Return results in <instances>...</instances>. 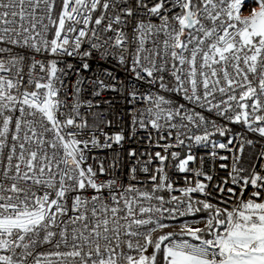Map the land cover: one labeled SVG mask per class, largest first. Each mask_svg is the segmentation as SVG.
Segmentation results:
<instances>
[{
  "label": "snow or ice",
  "instance_id": "snow-or-ice-1",
  "mask_svg": "<svg viewBox=\"0 0 264 264\" xmlns=\"http://www.w3.org/2000/svg\"><path fill=\"white\" fill-rule=\"evenodd\" d=\"M254 3L244 16L246 0H60L53 18L57 0H0V45L27 47L51 57L33 56L25 72V57L0 47V54H8L0 57V264H157L158 256L162 264H264V171L241 167L234 155L229 176L235 187H223L228 180L215 185L227 195L223 206L193 199V193L210 195L205 181L213 179L188 167L196 160L193 154L179 162L178 170L192 172L194 185L185 177L189 186L167 200L157 193L176 189L164 170L168 156L159 151L154 153L159 166L148 176L150 190L143 184L125 185L116 176L100 180L107 169L103 162L98 169L87 164L86 150L121 146L125 137L104 133L95 123L98 115L89 125L78 99L82 79L75 81L76 102L67 106L61 99L62 77L71 75L73 66L59 67V58L71 57L87 70V61L107 59L114 55L112 49L120 50L124 64L122 53L134 43L131 70L137 79L144 73L158 80L163 91L181 94L189 103L242 122L264 137V0ZM130 23L131 38L125 31ZM50 28L54 31L48 38ZM106 32L113 35L102 36ZM165 74L173 79L172 87L164 82ZM93 84L97 96L99 89L117 90L115 83L102 79ZM129 94L138 96L135 91ZM144 99L149 106L134 119L140 128L150 126L158 133L191 131L189 125L203 128L200 134L179 132L175 144L157 143L165 152L186 139L213 149L227 147L210 140L227 129L206 121L195 109L185 112L184 105L173 106L159 94ZM177 118L180 122L172 123ZM90 127L100 131L103 142L96 131L78 138ZM171 136L168 131L159 139ZM238 151L242 154L243 147ZM115 155L108 165L113 171L119 164L118 150ZM129 155L135 157L136 152ZM170 155L178 158L176 152ZM210 155L217 157L215 151ZM151 162L142 166L144 173H149ZM135 172L133 167L134 180ZM200 211L208 213L203 228L181 224L179 232L153 239L155 232L174 227L162 221Z\"/></svg>",
  "mask_w": 264,
  "mask_h": 264
},
{
  "label": "built area",
  "instance_id": "built-area-1",
  "mask_svg": "<svg viewBox=\"0 0 264 264\" xmlns=\"http://www.w3.org/2000/svg\"><path fill=\"white\" fill-rule=\"evenodd\" d=\"M256 7L254 0H246L245 8L242 10L243 15L247 16L251 8ZM54 18V13L52 14ZM95 15V14H94ZM47 23V21H45ZM103 26H101L102 28ZM52 30L50 28L49 32L45 35L48 38L52 36ZM131 38L133 36L132 25L131 23L125 30ZM112 32L102 33V36H112ZM88 45H85L87 47ZM0 47L10 48L11 54H19L25 57V68L24 71H28V64L33 56L35 59H51L49 54H35L31 49L27 47H19L3 44ZM136 45L130 43L128 48L122 53L125 57V63L121 64L119 57L121 55L120 50L112 49L111 51L114 55L108 57L107 59H98L94 58L87 61L90 65L89 69L85 70L81 67L82 61L79 59L71 57H61L59 67H65V64H71L73 66V72L71 75L62 77L65 80V87L61 92V99L67 101V106L71 107L77 100L75 94V81L76 79H82L85 83L81 86V91L79 93V101L81 102L80 112L85 116L89 121V125H93L94 117L99 116V119L95 123L99 126L104 133H107L109 136H113L116 133H123L125 139L121 142V146L113 145V148H91L90 151L86 150V155L88 156L87 164L91 165L94 169L99 168V164L103 162L107 172L104 176H100V180L111 179L113 176H116L120 181L125 184H135L139 186L140 184L146 185V190H150L151 184L148 181V176L153 174L154 170L159 166V161L155 158L154 153L159 151L163 155L168 156V160L164 163V170L168 175L169 182L172 183V186L176 191L171 193L164 191L159 192L157 195H163L167 200L170 195L180 196L181 193L178 189L189 186L185 182V177H187L192 184L194 185L195 179L192 172H180L178 170V164L181 160L186 158L188 154H193L196 157L195 162H189V168L200 169L203 172L211 175L213 179L211 181H205L208 184L207 192L210 195L205 196L200 193L191 194L195 200H208L214 205H220L222 199H226L227 195L222 194L216 191L215 185L221 184L222 181L228 180L227 184L222 185L223 187H235L231 184V179L229 173L231 171V166L233 163L234 155L239 156L240 166L243 167L244 155L239 153V149L243 147L251 148L255 151L256 156L252 160V165L246 169H251L255 167L257 171H264V157L261 156V153H264V137L260 136L258 133L251 131L244 123H233L223 117L219 116L215 110L207 111L205 108L198 107L194 104L189 103L183 98V95L177 94L175 92H165L160 87V82L156 80L153 82L152 77H148L146 74L142 73L143 79H137L136 74L131 70V52L134 50ZM8 54H0V57H6ZM94 57L97 55L93 54ZM76 69H79L77 74ZM37 72L39 69L36 70ZM111 73V77L108 75ZM166 79L165 83L169 87H172L174 84L173 79L165 74ZM115 78L114 80L112 78ZM102 79L105 83H115L117 85V90L112 91L110 89H99L100 95H95L97 86L93 84V80ZM135 91L138 93L136 99H133L129 94L130 92ZM148 94L152 95H164L172 101L173 106L184 105L185 112H191L192 109H195L196 112L200 113L205 117L206 121H215L217 125H220L227 129L225 135L220 136L218 133L210 137V140L215 141L216 143H224L227 145L225 149L215 148L213 149L210 145H196L194 141L185 140V144L180 147H172L165 152L162 148L157 147V143L165 144L171 143L175 144L176 135L179 132H186L188 135L192 133L200 134L203 130L194 128L189 125V129H162L161 132H157L152 129L150 126L147 130L140 128L139 124H134V119L139 116L141 113H144L146 108L149 106L144 97ZM219 99V96L217 97ZM91 102L92 107L89 109L88 102ZM251 103V102H249ZM98 105V106H97ZM63 119V118H61ZM145 122H147L148 117L145 114ZM111 121V125L101 123V121ZM179 118L173 120L172 123H178ZM187 123V121H183ZM255 127V125H253ZM211 130V124L208 125ZM92 131H96L94 128L84 129V134L78 137L79 139H85L87 136L91 135ZM168 131L172 132V136L167 140H160V135H167ZM96 135L103 142L104 137L101 135L100 131H96ZM183 138V137H181ZM232 140V143L229 144L228 141ZM251 141V143H248ZM119 151V164L115 171L108 167L109 163L112 160H116L117 157L115 153ZM131 151L136 152V156H130ZM215 151L217 157L213 158L210 153ZM178 153V158L173 159L170 153ZM151 154V156H150ZM220 156H226L228 159L221 160ZM151 158L152 162L148 164L149 173H144L141 169L145 165V162ZM228 165L227 168H221L220 165ZM135 167L136 172L134 173L136 179H132L133 173L131 169ZM245 168V167H243ZM203 180V177H199ZM89 195L91 191L89 190ZM156 204V201L152 202ZM164 207H172L171 204H165ZM181 210H183V205H181ZM195 214H188L184 216H178L175 220H165L164 223H175L186 219H191ZM161 231H157L153 234V239Z\"/></svg>",
  "mask_w": 264,
  "mask_h": 264
},
{
  "label": "trees",
  "instance_id": "trees-1",
  "mask_svg": "<svg viewBox=\"0 0 264 264\" xmlns=\"http://www.w3.org/2000/svg\"><path fill=\"white\" fill-rule=\"evenodd\" d=\"M59 10H60V0H57L56 11L54 12V18L57 15V13L59 12ZM53 31H54V29L52 30V32ZM243 155H244L243 167L248 168L250 165H252V160L256 156V153L251 148H246V149H244ZM207 216H208V213L206 211H200L199 213H197L192 218L193 219H199V218L206 219ZM164 233H162V231H161L160 233H158L156 235L155 239L158 238L160 235H162ZM157 264H162V256H158V258H157Z\"/></svg>",
  "mask_w": 264,
  "mask_h": 264
},
{
  "label": "rangeland",
  "instance_id": "rangeland-1",
  "mask_svg": "<svg viewBox=\"0 0 264 264\" xmlns=\"http://www.w3.org/2000/svg\"><path fill=\"white\" fill-rule=\"evenodd\" d=\"M205 220L206 219H204V218H199V219L191 218V219H186V220H182V221H179V222L171 223L170 225H174V227L166 228V229H164L162 231V233H164V232H179L180 231L179 225H181V224H190L193 227H201V228H203ZM148 251H149V254H150L152 249L149 248Z\"/></svg>",
  "mask_w": 264,
  "mask_h": 264
}]
</instances>
